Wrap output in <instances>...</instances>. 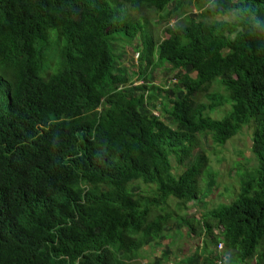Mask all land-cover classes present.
<instances>
[{
    "label": "trees",
    "instance_id": "obj_1",
    "mask_svg": "<svg viewBox=\"0 0 264 264\" xmlns=\"http://www.w3.org/2000/svg\"><path fill=\"white\" fill-rule=\"evenodd\" d=\"M0 264H264V0H0Z\"/></svg>",
    "mask_w": 264,
    "mask_h": 264
},
{
    "label": "rangeland",
    "instance_id": "obj_2",
    "mask_svg": "<svg viewBox=\"0 0 264 264\" xmlns=\"http://www.w3.org/2000/svg\"><path fill=\"white\" fill-rule=\"evenodd\" d=\"M139 16L156 19L158 15H151L150 13H144ZM170 22H173V20H171ZM160 26L161 25H158L156 29H153L152 31L154 38L156 36H157V39L164 37V34L160 33V30H159ZM158 30H159V33L157 35ZM134 53L135 52L131 53L130 49H127L125 51L124 62L126 66L136 65V59H135L136 56ZM131 68L135 71V68L133 67ZM155 73H157V71ZM130 79L134 85L140 83L136 80L134 76H131ZM244 130H246L247 132ZM241 132L245 134L246 136L239 133L235 137L228 140L223 145L214 146L215 148H213V150H210L209 148L205 147L204 144H201L202 148L208 154L209 159H211L213 168L216 170L217 169L219 170V174L217 176V182H215V187L213 186L212 188L213 192L209 195H207V192L204 189H203V192H201L207 195L206 196V201H207L206 208L208 209L213 208L220 201L222 202L231 201L232 199H234V197L239 192L241 179L234 172L235 171L234 164L238 160V158H240L236 150L244 148L245 139L247 141L248 139L247 135H249L250 130L247 126H243V128H241ZM242 160L243 162H245L244 158ZM204 169H206V167H204ZM201 176L202 175H200L199 178ZM199 183H200V186L202 187L203 182L199 181ZM189 205L191 206L192 204L189 203ZM208 209H204V211ZM188 212L193 214L194 209L192 208L191 210H188ZM199 212H202L201 208H198V211L196 212V214H198ZM182 242H185V241L180 240V243ZM186 242L192 245V242L190 243L189 239H187Z\"/></svg>",
    "mask_w": 264,
    "mask_h": 264
}]
</instances>
